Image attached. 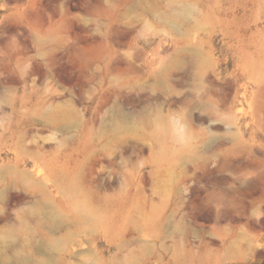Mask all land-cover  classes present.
Listing matches in <instances>:
<instances>
[{
  "label": "rangeland",
  "instance_id": "1",
  "mask_svg": "<svg viewBox=\"0 0 264 264\" xmlns=\"http://www.w3.org/2000/svg\"><path fill=\"white\" fill-rule=\"evenodd\" d=\"M0 264H264V0H0Z\"/></svg>",
  "mask_w": 264,
  "mask_h": 264
},
{
  "label": "bare ground",
  "instance_id": "2",
  "mask_svg": "<svg viewBox=\"0 0 264 264\" xmlns=\"http://www.w3.org/2000/svg\"><path fill=\"white\" fill-rule=\"evenodd\" d=\"M186 12H187V11H185V9H184V10H182V11L180 12L179 15L181 16V14H182V16H183L184 14H186ZM184 16H185V15H184Z\"/></svg>",
  "mask_w": 264,
  "mask_h": 264
}]
</instances>
